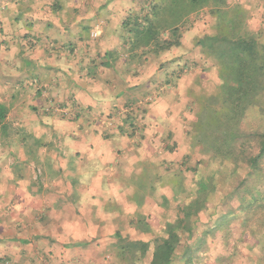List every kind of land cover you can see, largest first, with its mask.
I'll use <instances>...</instances> for the list:
<instances>
[{
    "label": "crops",
    "instance_id": "obj_1",
    "mask_svg": "<svg viewBox=\"0 0 264 264\" xmlns=\"http://www.w3.org/2000/svg\"><path fill=\"white\" fill-rule=\"evenodd\" d=\"M225 2L240 6L263 41L264 0ZM149 5L0 0V103L9 107L0 128V264H127L120 236L151 238L165 221L163 197L177 178L166 169L187 163L205 81L217 89L221 78L198 43L205 34L187 40L185 31L179 46L158 53L134 47L128 20ZM139 177L154 189L141 190ZM137 215L152 232L132 223Z\"/></svg>",
    "mask_w": 264,
    "mask_h": 264
},
{
    "label": "trees",
    "instance_id": "obj_2",
    "mask_svg": "<svg viewBox=\"0 0 264 264\" xmlns=\"http://www.w3.org/2000/svg\"><path fill=\"white\" fill-rule=\"evenodd\" d=\"M153 5L151 13L128 20L135 28L132 30L136 34L134 39H129L134 47L144 45L149 47V53H158L179 46L183 32L177 20L187 21L190 14L208 7L216 17L218 33L224 36L205 34L198 43L216 60L221 83L215 92L203 94L199 99L188 133L192 145L210 157L205 167L201 159L190 168L195 174L190 198L186 201L181 198L186 187L180 174L173 181L172 196L163 197L166 219L154 236L137 240L120 236L118 246L127 264H195V250L202 246L205 237L228 227L231 220H239L240 212L244 214L243 229L248 231L256 222L257 227L264 230V194L259 190L241 192L246 180L260 175L264 165V41L246 29V18L240 6H229L225 0H173ZM168 19L173 22L166 24ZM8 113L9 107L0 103V128L5 127ZM249 120L256 125L249 126ZM241 168L247 170L244 176L240 174ZM153 181L139 177L136 183L141 190H153ZM218 196L226 199L239 196L241 202L239 206L227 205L226 212L217 217L210 214L206 225L215 224L213 229L199 228L201 211ZM144 198L139 193L134 196L138 205L143 204ZM132 223L143 232L153 231L144 216L137 215ZM194 237L196 247L191 243ZM250 247L251 258L258 264L259 255ZM225 261L221 254L216 258V263Z\"/></svg>",
    "mask_w": 264,
    "mask_h": 264
},
{
    "label": "rangeland",
    "instance_id": "obj_3",
    "mask_svg": "<svg viewBox=\"0 0 264 264\" xmlns=\"http://www.w3.org/2000/svg\"><path fill=\"white\" fill-rule=\"evenodd\" d=\"M162 1L165 3H171L173 0H150V5L147 7L146 12L144 13H151L152 12V7L154 6L153 4H161ZM169 6L167 5V10L169 11ZM166 10V11H167ZM188 12L186 13V15ZM145 16V15H144ZM132 20L135 18V15H131ZM141 17V16H140ZM187 17V16H186ZM188 17H191V19H187V21H184V19L181 20L180 23V18L177 20L178 24L181 26L182 32L186 33L187 40L189 39L188 37L191 35L199 34V35H204V34H214V26H215V16L210 13V9L208 7H203L201 10H198L192 15L190 14ZM176 18V17H174ZM172 17V19H174ZM184 21V23H182ZM166 24H170L173 22V20L168 19L166 21ZM161 21V25H162ZM192 23V24H191ZM193 28V30H192ZM133 29H135L133 27ZM165 33H168V31L165 30ZM220 36H224V34L218 33ZM230 36V35H229ZM264 41V40H263ZM215 71V70H214ZM212 79H208L205 81L206 85V91L208 93H213L216 90V82L215 84L211 83ZM207 93V94H208ZM249 126H254L256 125L255 121L249 120L248 121ZM247 122H245V127L248 128ZM12 133V131H11ZM14 137V135H12ZM28 140H30L29 137H27ZM193 150L191 149V156L188 155V161L187 163L184 164H175L174 167H168L166 171L168 173L173 174L174 172L176 173V176H180L182 174L184 178V184H185V189L186 191L182 195L181 198L186 201L187 199L190 198L191 194V186L192 181L194 178V172L190 170L191 167H194L197 162H199L201 159H204L202 161L203 165L202 167H205L206 165L209 164V155H205L201 153L199 147H192ZM247 170L246 169H240V174L241 176H244L246 174ZM176 180V179H175ZM174 180V182H175ZM255 190H259L264 194V165H263V170L260 175H256L253 177H249L246 180V187L241 191L243 194L248 193L249 191L254 192ZM154 201V200H153ZM241 200L239 199V196H235L233 198H220L219 196L216 197L212 202H209L207 204V208L200 213L199 217V222L198 226L199 228H209L213 229L215 224L213 225H206L208 223L207 220H209L210 214L214 213V215L217 217L219 214H222L226 212L227 210V205H240ZM153 204V202L151 201ZM171 208H173V213L175 211V207L173 204L171 205ZM229 208V207H228ZM234 212V211H233ZM234 213L239 214L238 211H235ZM232 214V213H231ZM153 216V214H152ZM157 217V215H156ZM162 216H158V218H162ZM240 219H233L231 222L228 223V227L226 228H219L215 231V233H209L204 241L202 246H200L199 249L195 250L197 252V264H219L216 263V258L218 255L224 256L226 258L225 263H220V264H255L256 259L251 258V253L252 251L250 250L252 246L253 250L257 252L259 255V261L258 264H264V230L260 229L257 227L256 222L252 225V227L249 226L246 231L243 229V221L241 220L244 218V214L240 212L239 215ZM166 218L163 217V220ZM152 222L154 225L157 227L159 226L160 223H164V221L159 222L154 220V216L151 217ZM162 223V224H163ZM212 224V222H209ZM213 226V227H212ZM198 232V230H197ZM196 232V233H197ZM201 235H199L198 238H200ZM143 239H149L147 237H143ZM197 239L196 237L193 238L192 244L193 246H197ZM201 261L199 262V260ZM258 260V259H257Z\"/></svg>",
    "mask_w": 264,
    "mask_h": 264
}]
</instances>
